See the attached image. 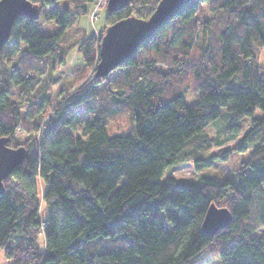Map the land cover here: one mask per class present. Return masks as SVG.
Wrapping results in <instances>:
<instances>
[{"label":"trees","instance_id":"trees-1","mask_svg":"<svg viewBox=\"0 0 264 264\" xmlns=\"http://www.w3.org/2000/svg\"><path fill=\"white\" fill-rule=\"evenodd\" d=\"M31 1L40 5V16L15 20L1 61L21 51L30 60L55 54L70 24L88 14L94 0H70L72 8L60 0ZM159 1L129 0L107 12V24L148 18ZM203 4L211 14L200 26ZM44 11L57 25L50 34L39 27ZM102 36L79 44L89 66L99 62ZM262 48L264 0L190 1L108 75L96 77L95 67L88 86L55 103L43 128L33 111L46 100L31 97L39 79L25 72V56L2 65L0 136L12 147L24 146L26 157L3 181L0 252L15 260L11 264H189L217 243L221 264H264ZM190 78L193 100L183 86ZM88 100L93 113L82 123L74 111ZM25 101L33 111L22 115ZM123 105L133 130L113 132L108 119ZM223 108L228 139L237 137L245 118L250 130L231 149L205 158L202 151L211 143L204 130ZM247 149L245 169L235 180L163 177L180 156L201 169ZM38 178L45 183L43 222ZM211 203L229 208L232 220L208 236L201 226Z\"/></svg>","mask_w":264,"mask_h":264},{"label":"rangeland","instance_id":"rangeland-1","mask_svg":"<svg viewBox=\"0 0 264 264\" xmlns=\"http://www.w3.org/2000/svg\"><path fill=\"white\" fill-rule=\"evenodd\" d=\"M61 6L73 7L70 0H60ZM108 0H94L88 3L89 12L86 15L78 17L66 30L64 36L59 42V50L50 56H46L40 60L27 58L24 51H21L15 56H6L1 61L2 65H10L13 62H20V58L24 57L23 61L25 72H29L38 77L39 82L32 89L31 97L36 100L37 97H44L46 101H43L37 111H33L31 104L25 101L21 107L22 115H26L28 111L41 116V123L43 128V122L51 114L52 108L55 103L66 95H70L77 92L84 87L88 86L91 82L94 74V66L87 65L82 52L80 51V43L85 38L95 35L99 40L101 35H104L108 27L106 21V14ZM207 5H201L198 16L200 26L204 18L210 16ZM150 16V15H149ZM40 30L45 34H50L57 29L55 22L46 17L45 11L42 13L39 20ZM199 43V41L197 42ZM100 45V43H98ZM198 45V44H197ZM67 50V53L63 55L62 50ZM197 49V46H196ZM196 54V53H195ZM257 60L259 64L264 66V48H262L258 55ZM160 69H166L164 65H158ZM191 79V80H190ZM189 79L188 85H183L187 89V100L195 99V85H193V79ZM92 100H88L75 108V115L81 119L82 123L85 119L92 115V111L89 110ZM116 114L111 115L108 119V127L113 132H128L132 131L131 111L129 107L123 105ZM227 108H223L221 115L211 125H209L204 133L210 140L211 147L203 150V156L205 158H213L214 155L220 153L222 149H231L238 142H240L245 134L250 130V119L245 118L241 121L240 131L237 133L235 139H228L230 136L225 129ZM256 116H262L261 110L256 111ZM81 123V125H82ZM81 125L76 129L78 134L81 131ZM250 155V149L245 151H234L229 155L227 159L214 158L213 162L209 166H205L201 169H196L193 160L187 156H180L179 160L166 167L163 177L172 175L177 179L201 182L203 177L213 176L219 179L229 178L235 180L240 171L245 169L244 163L248 160ZM39 186V199L41 203L40 220L46 215V207L43 202V191L45 190V183L42 179L38 178ZM40 245L44 248L43 232L40 233ZM15 260L8 259L3 251L0 252V264H11ZM189 264H221L218 257V244L214 243L203 251L202 257L193 260Z\"/></svg>","mask_w":264,"mask_h":264},{"label":"water","instance_id":"water-1","mask_svg":"<svg viewBox=\"0 0 264 264\" xmlns=\"http://www.w3.org/2000/svg\"><path fill=\"white\" fill-rule=\"evenodd\" d=\"M190 1L193 0H160L148 18L129 16L109 25L100 41L95 76H106L119 67L160 25L171 19ZM128 4L129 0H108L107 9L116 11ZM40 12V5L31 0H0V54L10 37L15 20L20 16L37 19ZM1 68L0 60V74ZM9 141V137L0 136V193L4 191V179L26 157L24 146L12 147ZM231 220L232 213L229 208L211 203L202 222V232L212 236L226 227Z\"/></svg>","mask_w":264,"mask_h":264}]
</instances>
